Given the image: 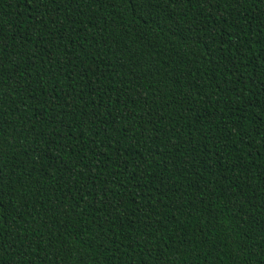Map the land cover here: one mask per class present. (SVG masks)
<instances>
[{"label":"trees","instance_id":"trees-1","mask_svg":"<svg viewBox=\"0 0 264 264\" xmlns=\"http://www.w3.org/2000/svg\"><path fill=\"white\" fill-rule=\"evenodd\" d=\"M0 264H264V0H0Z\"/></svg>","mask_w":264,"mask_h":264}]
</instances>
